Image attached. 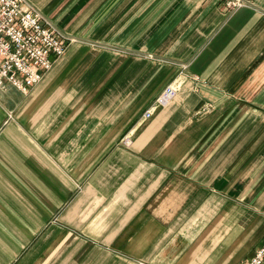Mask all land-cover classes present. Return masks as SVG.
<instances>
[{
    "label": "crops",
    "instance_id": "0c3cea01",
    "mask_svg": "<svg viewBox=\"0 0 264 264\" xmlns=\"http://www.w3.org/2000/svg\"><path fill=\"white\" fill-rule=\"evenodd\" d=\"M27 2L75 40L0 91V264H243L264 243V0Z\"/></svg>",
    "mask_w": 264,
    "mask_h": 264
},
{
    "label": "built area",
    "instance_id": "2783aa9c",
    "mask_svg": "<svg viewBox=\"0 0 264 264\" xmlns=\"http://www.w3.org/2000/svg\"><path fill=\"white\" fill-rule=\"evenodd\" d=\"M229 10L244 0H224ZM75 38L64 34L27 0H0V91L12 84L22 92L39 83ZM177 88L168 84L154 106H165ZM152 107L145 116L151 114ZM243 264H264V243Z\"/></svg>",
    "mask_w": 264,
    "mask_h": 264
},
{
    "label": "rangeland",
    "instance_id": "374dc122",
    "mask_svg": "<svg viewBox=\"0 0 264 264\" xmlns=\"http://www.w3.org/2000/svg\"><path fill=\"white\" fill-rule=\"evenodd\" d=\"M73 42H74V41H73ZM70 44H71V43H70ZM166 86H167V85H166ZM166 86H165V87H166ZM162 91H163V90H162ZM162 91H161V92H162ZM156 99H157V98H156ZM145 113H146V112H145ZM144 115H145V114H144ZM151 115H152V112H151V114H150L149 116H146V117H150Z\"/></svg>",
    "mask_w": 264,
    "mask_h": 264
},
{
    "label": "bare ground",
    "instance_id": "6f19581e",
    "mask_svg": "<svg viewBox=\"0 0 264 264\" xmlns=\"http://www.w3.org/2000/svg\"><path fill=\"white\" fill-rule=\"evenodd\" d=\"M176 94H177V93H176ZM175 96H176V95H175ZM175 96H174V97H175Z\"/></svg>",
    "mask_w": 264,
    "mask_h": 264
}]
</instances>
